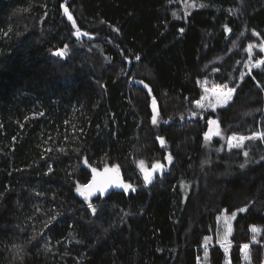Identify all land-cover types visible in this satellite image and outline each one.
<instances>
[{"label": "trees", "instance_id": "obj_1", "mask_svg": "<svg viewBox=\"0 0 264 264\" xmlns=\"http://www.w3.org/2000/svg\"><path fill=\"white\" fill-rule=\"evenodd\" d=\"M183 1L0 0V264H198L222 212L237 214L232 264L244 244L264 262V139L226 147L264 133V66L248 71L264 0ZM201 80L235 91L193 115ZM212 118L223 137L207 140ZM167 152L146 183L138 161ZM107 165L135 190L89 207L78 185ZM225 257L210 246V264Z\"/></svg>", "mask_w": 264, "mask_h": 264}, {"label": "rangeland", "instance_id": "obj_2", "mask_svg": "<svg viewBox=\"0 0 264 264\" xmlns=\"http://www.w3.org/2000/svg\"><path fill=\"white\" fill-rule=\"evenodd\" d=\"M182 4H183L182 8H183L184 12L189 11L193 8V2L191 0H185L182 2ZM85 36L87 38H93L94 37L93 35H91L87 32L85 33ZM257 46H258L257 48H259L263 52V57L261 59L255 61V62L250 61L248 64V71H250L253 67H255V65L259 61L264 60V50H262V49H264V45H257ZM254 49L255 48L253 45L251 46L250 50L248 47V50L251 53V59H252V54H253L252 51ZM62 50L65 51V49H62ZM262 66H264V64H260L259 67H262ZM131 79L134 80V84H138V83L143 84V81H140L139 79L134 77V75L131 77ZM131 83H133V81ZM199 84H200L203 92H202V96L198 100L194 101V106L196 108V111L194 112L193 115H198V114L202 115V112H204L206 110L214 111L217 107L225 105L232 98V95H231L230 99L226 98V96L224 95L229 89H232L225 84L210 82L208 80H201V81H199ZM225 86H227V87H225ZM198 105H202V107L198 106ZM151 109H152V122H153V117H155L156 123H154V124H158L159 120H160V113H159L157 104L155 102H152ZM212 122H216V123H212ZM217 125H218V127H217ZM217 132L219 133L218 135L216 134ZM206 133L210 134L209 140H211L215 137H223V132L220 128L218 120H216L215 118H212L209 120V125H208V129H207ZM253 136H254V134L245 135V136L232 134V135L226 137V147L229 149L236 147L235 145L240 142L239 141L240 137H253ZM232 137H236L237 139L232 140L231 139ZM161 139L163 140V143H161ZM159 141H160V144H162V145H165V143H166L164 138H162V137H160ZM244 142H243V144H244ZM168 153L169 152H167L165 162L157 161L163 165V168H165L169 164L167 157L170 154H168ZM140 161H144V166H145L146 170L149 172H152V165L153 164L150 166L149 164H147V162L145 160H139L138 161V164H137L138 172L140 173L141 177L145 181V179H144L145 171H143L141 166L139 165ZM157 162H155V163H157ZM161 172H162L161 169H158V170L152 172L151 181L155 178L156 175L161 174ZM146 183H150V182H146ZM127 184H130V183H127ZM78 188L82 189L83 187H82V185H78ZM132 188H128V189L125 188V189L128 192ZM79 193H81V192H79ZM83 197L85 198V200L89 204L93 205L92 198H88L86 195L85 196L83 195ZM236 216H237L236 213L229 214L227 212H222L221 214L218 215L217 224H216L215 229L213 230L212 233H210L209 235H207L205 237L204 244H203V253L201 254V256L198 259V264H210L209 248L214 243H218L223 247V250H224L225 255H226L224 264H232V261L230 258V250H231V246H232L231 234L233 231V224H234V220H235ZM229 229H230V231H229ZM258 229H260V228H258ZM259 233H260V231L255 233V240H257ZM244 245H248V248L244 249L242 247V250H241L242 264H251V262H250V257H251L250 256V246H249V244H244ZM262 264H264V262Z\"/></svg>", "mask_w": 264, "mask_h": 264}, {"label": "snow or ice", "instance_id": "obj_3", "mask_svg": "<svg viewBox=\"0 0 264 264\" xmlns=\"http://www.w3.org/2000/svg\"><path fill=\"white\" fill-rule=\"evenodd\" d=\"M65 12H68V9H67V8H65ZM69 19H72V17H71L70 14H69ZM77 35H79V32L77 33ZM250 49H251V46H249V50H250ZM262 50H264V49H262ZM55 55L63 56V55H65V52H64V51H59V52L55 53ZM137 59H139V57H137ZM260 64H264V60L259 61V62L255 65V67H259ZM225 87H227V86H225ZM234 91H235L234 88H233V89H229L224 95L226 96V98L230 99V98H231V95H232V93H233ZM225 102H226V101H225ZM198 106H201V107H202V105H198ZM153 123H156V119H155V117H153ZM212 123H216V122H212ZM217 127H218V125H217ZM216 134L218 135L219 133L217 132ZM205 138H206V139H209V138H210V134H209V133H206V134H205ZM255 138L264 139V133H256V134H254L253 137H240V138H239V141H240V142H239L238 144H236L235 146H236V147H242V146H243V142H244L246 139H255ZM231 139H232V140H235V139H237V138H236V137H232ZM161 143H163V140H162V139H161ZM244 155L247 156L248 153L245 152ZM167 159H168V161H169V163H170V162H171V159H172V158H171V155H169V156L167 157ZM139 165L141 166L142 170L145 171L144 179H145L146 182H151L152 172H154V171H156V170H158V169H162V168H163V165L160 164L159 162H157V163H155V164L152 165V172H149V171L146 170V168H145V166H144V161H140V162H139ZM241 167H244V165H241ZM93 171H95V169H94ZM114 171H116V172L118 173V167H117L116 169H114ZM110 183H111V181H101V182L97 185V182H96V180H95V178H94V181H93V184H92V185H86V186H84L85 189H86V191H82L81 188H77V191L81 192L82 195H86V196H87V195H91L92 192L95 191V190H98V191L103 192V191L105 190V188H106L107 186H109ZM119 186L124 187V188H126V189H128V188H132V185H130V184H123V183H120ZM132 190L134 191L135 189L133 188ZM89 207H91V204L89 205ZM92 211H93V213H95V208H93ZM239 211H246V209H240ZM251 230H252L254 233L260 231V229L256 228L255 226H253ZM229 231H230V229H229ZM253 239L255 240V236L253 237ZM243 248H244V249H247V248H248V245H244ZM246 258H247V257H246Z\"/></svg>", "mask_w": 264, "mask_h": 264}, {"label": "water", "instance_id": "obj_4", "mask_svg": "<svg viewBox=\"0 0 264 264\" xmlns=\"http://www.w3.org/2000/svg\"><path fill=\"white\" fill-rule=\"evenodd\" d=\"M65 8L68 9V7L66 5H63V9L65 12ZM66 15L69 16L70 12L68 9V12H65ZM117 167L112 166V165H107V166H103V167H90L91 169V174H90V178L88 180V182L84 185H92L94 178L97 182V185L101 182V181H111V183L109 184V186H107L105 188V190L103 192L95 190L92 192L91 195H87L90 198L93 197H100V196H104L107 195L110 191L114 190V189H121L123 190L124 187L119 186L120 183L126 184V179L125 176L123 174V172L118 169V173L116 171H114V169H116ZM95 169V171H93ZM83 186L82 191H86L85 187Z\"/></svg>", "mask_w": 264, "mask_h": 264}]
</instances>
